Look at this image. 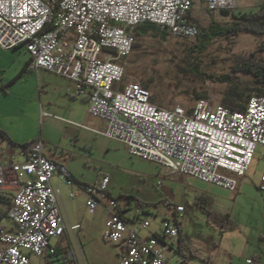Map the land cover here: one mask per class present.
I'll return each mask as SVG.
<instances>
[{
    "label": "built area",
    "instance_id": "built-area-1",
    "mask_svg": "<svg viewBox=\"0 0 264 264\" xmlns=\"http://www.w3.org/2000/svg\"><path fill=\"white\" fill-rule=\"evenodd\" d=\"M209 10H235L237 0H205ZM194 0H0V50L24 46L33 70L69 79L88 99L90 115L107 123L103 136L127 146L129 154L151 161L172 176L185 175L237 192L257 148L264 147V96H252L246 109L234 112L200 102L190 114L185 107L163 109L140 79L125 82V60L134 54L138 26L152 23L181 40H197L192 23ZM47 26L50 32L44 33ZM76 27L77 35L67 34ZM92 28L102 36L87 39ZM23 161L0 164V190H15L10 218L14 231L0 227V264H31L32 257L58 255L54 240L66 237L68 225L60 205V183H75L67 166L44 154L42 141L20 148ZM110 178L85 186L86 206L110 211L103 239L116 246L121 264H185L176 220L162 221L159 235L141 236L150 219H128L108 193ZM74 197L75 193H71ZM167 212L182 217L186 205L167 200ZM81 228L71 225L75 234ZM65 249L67 251H65ZM81 258L82 253L79 251ZM61 264H81L71 241L60 251ZM47 263L49 261H46ZM45 262V264H46Z\"/></svg>",
    "mask_w": 264,
    "mask_h": 264
},
{
    "label": "rangeland",
    "instance_id": "rangeland-1",
    "mask_svg": "<svg viewBox=\"0 0 264 264\" xmlns=\"http://www.w3.org/2000/svg\"><path fill=\"white\" fill-rule=\"evenodd\" d=\"M194 2L193 18L200 20L202 24L209 26L216 22L228 26L232 23V19L224 17L221 10H209L205 0ZM263 3L264 0H237L238 7L233 12L253 13ZM262 42L264 35L242 32L233 47L227 40L214 42L211 39L206 43L209 45L207 51L193 53L191 48L195 46L196 40H181L174 36H169L166 40L153 36L140 38L139 47L125 60V82L133 79L145 82L157 105L164 109L182 106L190 111L201 101L209 107L222 105L221 101L229 85L220 80L232 72L238 56L257 52L258 45ZM19 50L22 54L18 60H22L27 52L24 46ZM260 58L264 59V53H260ZM6 78L11 81L9 72ZM39 78L41 82L56 84L60 76L41 70ZM38 80L35 75L17 81L10 93L0 91V114L16 116V124L10 126L14 131L36 133L38 138L46 137V143L52 147L57 146L55 144H59L63 138L61 148L76 146L75 153L78 156L71 159L80 181L94 184L98 174L108 175L111 199L118 201L128 219L136 218L140 209L141 216L149 218L157 227L170 216L164 206L167 200L176 204L186 203V215L181 219L185 239L194 253L201 256L198 259L189 257V264H247L244 255L224 250L220 232L215 231L208 223L207 214L198 207L196 200L199 196L208 198L211 202L210 209L216 214L226 213L230 209L236 215H244L253 207V193L249 192L235 205L229 200L233 194L236 195L232 190L190 177L168 175L156 163L130 155L125 143L98 133L82 135L78 143L74 144L73 138L64 135V126L53 125L49 118H40L42 103L47 106L48 103L46 97L42 98V102L38 100ZM53 104L56 108L51 111L62 114L61 111L56 112L57 107L62 104L54 101ZM81 154L89 160L96 159L97 162L87 165ZM257 158L258 154L255 161ZM80 205L83 208L80 216L81 219L84 218L85 233L79 235V242L86 264H121L117 256L118 248L103 239L108 211L102 208L92 214L84 204ZM3 220L5 224L11 225V221ZM72 242L75 253L81 258L78 242L74 237ZM58 244L59 240L53 241L54 246ZM32 260L33 264L42 261L34 256ZM52 260V264H61L63 261L59 257H53Z\"/></svg>",
    "mask_w": 264,
    "mask_h": 264
},
{
    "label": "crops",
    "instance_id": "crops-1",
    "mask_svg": "<svg viewBox=\"0 0 264 264\" xmlns=\"http://www.w3.org/2000/svg\"><path fill=\"white\" fill-rule=\"evenodd\" d=\"M20 48L21 47L13 50H0V85H4V84L9 85L7 91L4 90H0V91L10 93V90H12L13 85L16 84L17 81H20L25 78H31L32 76L34 77L35 75H37L39 79L37 81L38 100L42 102V98L46 97L45 98L46 103H48V106L44 103H42L41 105V111H40L41 119L49 118L50 119L49 121L53 123V125L64 126L63 127L64 135L68 136V138L69 136L70 138H73L75 141L74 144L78 143L82 135L86 136L89 134H96V133L102 135V133L107 128V123L101 119H98L97 117L90 115V103L88 99L78 95L75 86L72 83H70L69 79L67 78L60 76V79H58L59 81L56 84H52L50 81L41 82L39 78V71L41 70H33L31 68L32 56L28 52L26 56L22 57V60H18L19 55L22 54L21 50H23V49L19 50ZM25 68H27L26 72L22 73L23 69ZM8 72L12 78L11 81L7 80L6 78ZM57 98L58 101H56ZM53 101L56 103L58 102L59 105L62 104L59 107H57L58 110H56V112L61 111L62 114L58 115L51 111V110L54 111V109L56 108L55 105L53 104ZM153 103L157 105L155 98ZM15 124H16V116L13 115L4 116L3 114H0V128L7 133V135L11 138L12 142L15 144L13 145L8 143L7 141L0 139V164H4V163L7 164L11 161H15V162L23 161L20 154L21 145L29 146L34 141H42L44 146V154L49 158H52V160L58 161L67 166V168L71 171L70 173L73 175L75 179V183L72 186H66V184H61L59 175H56L52 180V185L54 186V188L60 189L61 192L60 205L62 208V212L66 217L65 220L68 225V233L66 234V237L59 239V244L57 249L62 251L63 245L66 242L68 243L69 241H71V243L73 244L72 237H74L78 242L77 243L78 244L77 246L79 247L78 249L82 253L80 249L81 247L79 242V235L81 233H85V228H84L85 222H84V218L81 219L80 216V211L83 210L80 203L84 204V207H86V210H88L86 206L88 198L83 188L85 186L93 185V184L81 182L78 177L79 175L77 174L78 172L73 166V161L71 158H75L78 156L75 153L76 146H72L70 149L63 147L61 148V142L64 140L63 138L62 141L59 142V144H55L57 146L52 147L51 145H48L46 143L48 142L46 141L48 140L46 137L40 136L38 138L36 133L31 134L30 132L22 133V132L14 131L10 126ZM259 148H257L256 151V154L259 155V158H257L258 163L257 161H255V156H256L255 154L253 163L251 164L248 173L246 174L245 177H242L240 179L239 189L237 192H234L236 193V195L233 194L232 197L229 199L231 203L238 205V203H240L241 200L244 199L246 195L250 192L253 193L255 196L253 207L250 208L249 211H247V213H245L244 215L243 214L236 215L233 211L231 212L230 209L229 210L227 209L226 213L217 214L221 218L226 219L230 217L233 221H235V223L237 224V228L235 230H227L221 232L219 229H216L215 227L212 226L215 229V231L220 232V236H221L220 240L224 250L230 253L237 252L239 254L244 255L247 264H252L254 258H257L258 264H264V147L262 146ZM82 159L86 161L87 165L97 162L96 159L89 160L88 157L83 155H82ZM178 176H181L182 178L187 177L185 175H178ZM102 177L103 176L101 174H98L97 176L98 179L97 181H95V183H97ZM71 193H75V196L72 197ZM15 195H16L15 190H11V189L0 190V197L3 199V202L0 203V227L12 231L16 229V225L9 216ZM109 196L111 197L110 193ZM176 205H186V203L182 202ZM102 208L108 211L107 218H109L110 211L107 207V203L103 204L99 209ZM185 215L186 212L182 217H179V215L175 213L173 214L170 213L169 218H171L172 220H176L175 222H179V224H181L182 227L181 219ZM3 219L11 221V225L5 224ZM144 219H149V218H144ZM79 224L81 228H79L74 234L70 230V226L71 225L75 226ZM150 224L151 225L148 229L141 231V236L161 234L162 222L158 224L157 227H155L154 223L151 221ZM182 231L183 232L180 236L181 254H169V256L172 259V261L175 263L178 262L181 257H183L185 264H189L190 263L189 257H192L193 259H198V256L199 257L201 256L199 253H194L193 248L189 246L187 240L185 239L183 228ZM117 256L119 258L118 250H117ZM60 257L63 260V257L61 255ZM40 259L42 261L39 264H45L46 261H49L48 263L46 262V264H52L53 262L52 258L49 257H44V258L42 257ZM79 259L81 261V264L87 263L86 260H84V257L82 258L79 257ZM31 264H33V260Z\"/></svg>",
    "mask_w": 264,
    "mask_h": 264
},
{
    "label": "trees",
    "instance_id": "trees-1",
    "mask_svg": "<svg viewBox=\"0 0 264 264\" xmlns=\"http://www.w3.org/2000/svg\"><path fill=\"white\" fill-rule=\"evenodd\" d=\"M221 13L226 18H231L232 23L228 26H222L220 23L213 22L209 26L202 24L198 19L192 18V23L199 29V37L196 40L195 46L191 48L193 53H203L209 49L207 41L214 40H227L228 44L232 47L237 44L240 34L242 32H248L252 35H264V3L259 6L256 12L248 13H236L233 10H221ZM53 29L52 26H47L44 33L50 32ZM136 43L135 49L139 47L138 39L147 38L149 36L160 37L161 40H166L170 34L167 31L161 30V28L152 23H144L136 28L135 31ZM260 53H264V42L258 45L257 52L253 54L240 55L236 58L235 66L232 72L222 78L220 81L227 83V88L223 100L222 106L233 110L234 112H242L246 109L247 102L252 96H264V59L260 58ZM27 68L23 69L22 73H25ZM9 85H0V90L7 91ZM152 102L154 98L151 99ZM190 114L194 113V109L189 111ZM0 139L7 141L10 144L15 145L11 138L5 131L0 128ZM23 149L28 145H21ZM3 199L0 197V203ZM198 207L203 210L208 216V223L219 229L221 232L227 230H235L237 224L230 217L224 219L217 215L210 209L211 203L209 199L205 197H198L196 200ZM179 226L181 234L182 227L179 222H176ZM60 250L57 256L61 260ZM252 264H258L257 258H254Z\"/></svg>",
    "mask_w": 264,
    "mask_h": 264
},
{
    "label": "bare ground",
    "instance_id": "bare-ground-1",
    "mask_svg": "<svg viewBox=\"0 0 264 264\" xmlns=\"http://www.w3.org/2000/svg\"><path fill=\"white\" fill-rule=\"evenodd\" d=\"M67 34L77 35V28L68 26L67 27ZM100 35L102 36V29L101 28H92V30L90 32H88L87 39L99 38Z\"/></svg>",
    "mask_w": 264,
    "mask_h": 264
}]
</instances>
